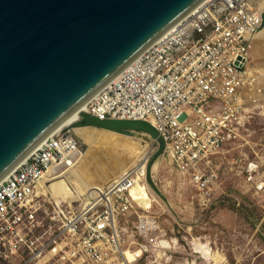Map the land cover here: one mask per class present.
I'll list each match as a JSON object with an SVG mask.
<instances>
[{
	"label": "built area",
	"instance_id": "1",
	"mask_svg": "<svg viewBox=\"0 0 264 264\" xmlns=\"http://www.w3.org/2000/svg\"><path fill=\"white\" fill-rule=\"evenodd\" d=\"M263 23L258 0L204 1L76 111L79 120L88 113L151 122L178 175L190 177L196 201L213 206L220 154L253 120L264 119L263 74L251 65ZM81 155L74 133L59 130L0 183V264H153L149 259L162 250L171 261L180 240L137 204L133 188L147 179L138 165L92 190L87 201L54 204L45 186ZM239 168L243 191L263 195L264 154L240 158Z\"/></svg>",
	"mask_w": 264,
	"mask_h": 264
},
{
	"label": "water",
	"instance_id": "2",
	"mask_svg": "<svg viewBox=\"0 0 264 264\" xmlns=\"http://www.w3.org/2000/svg\"><path fill=\"white\" fill-rule=\"evenodd\" d=\"M203 1L0 0V180ZM77 126L150 133L147 181L157 188L151 168L166 142L151 122L81 113Z\"/></svg>",
	"mask_w": 264,
	"mask_h": 264
},
{
	"label": "rangeland",
	"instance_id": "3",
	"mask_svg": "<svg viewBox=\"0 0 264 264\" xmlns=\"http://www.w3.org/2000/svg\"><path fill=\"white\" fill-rule=\"evenodd\" d=\"M263 1L258 0V6L264 11V5L260 6ZM251 65L263 74L264 80V42L260 35L254 42ZM74 135L80 145V159L95 151L77 134ZM125 143L114 142L112 154L124 155L130 162L133 160L130 166L134 162L138 163L140 149L137 150L129 142ZM153 144L154 148L152 146L149 149L154 152L158 144L155 141ZM100 150L102 148H97L96 152L101 153ZM257 154H264V119L259 118L253 120L247 130L220 154L217 171L219 187L213 206L205 208L196 201L198 193L191 186L190 177L179 176L169 154L164 153L159 164L154 167L153 178L170 208L147 186L146 180L133 190L139 205L148 211L149 216L157 219L168 237L180 240L181 249L174 254L168 253V257H173L171 261H166V257L162 259L160 253H155L149 259L153 264H264V194L256 198L251 193L244 192L239 173L240 158H253ZM144 169L146 167L143 171ZM43 203L45 209L52 208L53 201ZM193 241L195 248L200 245L206 247L210 259L206 260L203 255L195 252ZM141 264H148V260H143Z\"/></svg>",
	"mask_w": 264,
	"mask_h": 264
},
{
	"label": "bare ground",
	"instance_id": "4",
	"mask_svg": "<svg viewBox=\"0 0 264 264\" xmlns=\"http://www.w3.org/2000/svg\"><path fill=\"white\" fill-rule=\"evenodd\" d=\"M261 4L260 6L262 7L264 3L262 5ZM257 35L258 36L260 35L261 41L264 42V23H263V28L260 30V32ZM257 35L255 36V39L258 37ZM96 93L97 92L92 94L81 105V107L84 108ZM75 113L76 111L72 115L64 119L63 122L55 126L50 132H48L44 136V138L34 146L31 152L26 157H24L11 171H9L0 180V183L4 181L6 178L8 179L13 174V172H15V170L22 164V162L24 163L25 160L28 159L31 156V154L36 149H38V147L45 140V138H47L48 136L54 134L59 130H71L74 134H77L81 140H83L85 143L93 147L95 151L91 152L89 156L87 154L83 155L79 163L72 170H70L68 173H66L59 179L56 178L57 180L56 179H54L53 181L50 180L51 181L50 184L48 183L45 186L46 189L45 192L48 193L51 200L55 201L56 205H60L62 202L71 203L73 201L81 200L84 198L87 201L89 199V196L92 194V190H97V189L103 190L105 187L110 186L125 171L137 165H138V169L139 168L141 169V172L144 173L145 170H147L144 169L143 171V168L144 167L147 168L146 161H148V157H149L148 155L145 156V161L141 162L140 164L138 163L141 160L143 153L146 154L147 149L152 148L153 139H151L152 136L150 135V133L138 129H132L127 133H118L111 130H104L93 126H77V122H79L80 120L78 118L77 113L76 114ZM117 141L122 144H124V142H126L125 144H128L127 142H129L135 145V148H137V150L140 149L139 152L141 153V155L139 154L140 157L138 163L134 162L130 166L133 160L130 162V160L126 159L124 155L112 154V150H111L112 144ZM97 148L99 149L102 148V150H100L101 153L96 152ZM161 157L162 155L155 160L151 168L152 176H153L154 167L157 166V164H159ZM144 181L142 183H137L136 186L143 184ZM146 182H147L146 184L150 187V189H153L157 193V195H159V197H161L165 201L166 204L169 203L166 200V198L163 196V194L161 195L160 192L158 193L157 188L154 189L153 186L147 181V179ZM135 187L133 188V190L135 189ZM137 204L139 205V202H137ZM167 206H170V204H167ZM163 243H167V242H163ZM197 248L199 249L197 250ZM195 252L203 255L204 259L206 260L210 259L208 251L206 250V247H204L203 245L196 246ZM159 253H160L159 254L160 258L163 259V257H166L163 250L160 251Z\"/></svg>",
	"mask_w": 264,
	"mask_h": 264
},
{
	"label": "crops",
	"instance_id": "5",
	"mask_svg": "<svg viewBox=\"0 0 264 264\" xmlns=\"http://www.w3.org/2000/svg\"><path fill=\"white\" fill-rule=\"evenodd\" d=\"M146 182V181H145ZM148 186V185H147ZM149 187V186H148ZM150 188V187H149ZM138 199V198H137ZM137 201V200H136ZM138 201H140V200H138ZM169 208H170V206H168Z\"/></svg>",
	"mask_w": 264,
	"mask_h": 264
},
{
	"label": "flooded vegetation",
	"instance_id": "6",
	"mask_svg": "<svg viewBox=\"0 0 264 264\" xmlns=\"http://www.w3.org/2000/svg\"><path fill=\"white\" fill-rule=\"evenodd\" d=\"M263 3H264V1L262 2V4H263ZM262 4H261V5H262Z\"/></svg>",
	"mask_w": 264,
	"mask_h": 264
}]
</instances>
